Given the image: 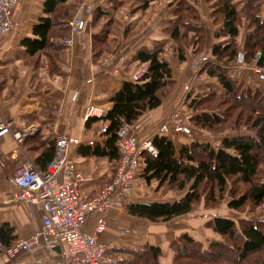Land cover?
Wrapping results in <instances>:
<instances>
[{
	"label": "crops",
	"instance_id": "0c3cea01",
	"mask_svg": "<svg viewBox=\"0 0 264 264\" xmlns=\"http://www.w3.org/2000/svg\"><path fill=\"white\" fill-rule=\"evenodd\" d=\"M44 1L21 0L19 9L14 13L18 28L8 33L0 45V122L13 121L21 129L29 125L38 127L37 135H32L27 142L33 158H37L41 149L55 143L57 136L62 133L77 137L85 143L101 142L99 132H87L85 129L87 108L91 105L99 107L101 113L98 116L105 115L112 108L111 98L122 83L131 81L132 76L145 65L148 67L147 63L133 59L141 48L164 47L162 56L170 63L175 81L174 88L163 104L145 112L136 122L142 125L139 132L142 136H156L159 124L172 111L189 109L183 102L194 88L217 81L214 77L196 73L191 63L198 55L207 62H216L212 54L213 45L228 39V35L218 34L221 25L214 21L218 0L191 1L199 11L200 20L189 21L203 28L204 46L203 51L195 55L193 45H184L183 60L180 59L178 43L170 34L171 25L177 19L179 0H68L65 5L72 13L70 19L77 12L84 19L80 32L71 34L67 27L65 37L53 36L51 39L60 48L30 54L21 40L35 37L33 27L43 15ZM246 1L232 0L240 11L244 10ZM262 2L261 15L264 17V0ZM98 8L110 12L111 17H102ZM106 29L109 30L107 36L104 35ZM251 32L248 22L243 18L237 37L243 60L246 37ZM70 36L74 38V43L63 44L62 40ZM193 36L194 33L189 31V38ZM105 37H108L111 44L110 49L97 55L95 45H99ZM82 42L87 43L86 48L81 46ZM245 76L246 71L239 81L246 83V87L264 92V76L247 82ZM207 79L211 80L209 84ZM172 140L179 152L182 145L195 138L190 134L185 136L175 133ZM93 145L83 143L73 149L76 170L86 179L80 189L89 195L96 194L112 178L116 164L108 156L82 153L83 146ZM15 147L11 135L0 137V222L14 227L18 238H29L42 226V209L38 204L12 200L17 190L12 181V170L19 162L18 156L13 154ZM144 182L142 178L138 179L129 202L173 200L165 198L171 192L167 188L158 189L157 181L154 180L150 182L154 193L147 194V190L143 189ZM166 190L168 193L162 192ZM186 215L169 222L154 223L131 215L125 207L122 210L112 209L106 213L90 215L85 230L93 233L97 225L104 221L106 229L101 238L118 244L120 248L116 252L125 257L124 262H134L136 254H139V250H134L135 247L144 250L145 246H159L164 252L165 248L170 250L172 241L184 232L191 233L199 241H206L210 233L205 230L202 232L204 235H198L194 232L195 228L186 221L172 227L175 220ZM65 254L61 247L40 248L6 258L3 250L0 264H55Z\"/></svg>",
	"mask_w": 264,
	"mask_h": 264
},
{
	"label": "trees",
	"instance_id": "16d2710c",
	"mask_svg": "<svg viewBox=\"0 0 264 264\" xmlns=\"http://www.w3.org/2000/svg\"><path fill=\"white\" fill-rule=\"evenodd\" d=\"M67 1H44L43 15L33 27L35 37L21 40L30 54L60 48L51 39L53 36L67 35V23L72 16L65 5ZM191 1L179 0L177 19L170 28L171 38L178 43L181 60L185 55L184 45H193L195 55L202 52L204 46L203 28L194 23L200 20L199 11ZM262 5V0H247L244 10L240 11L232 0H218L214 21L221 25L218 34L228 35V39L213 45L212 54L216 62H207L200 70L201 74L214 77L217 82L209 84L195 96H186L183 102L194 111L189 118L193 125L208 131H214L218 126L244 125L251 132L224 136L217 145L194 140L182 145L179 152L172 140L175 133L154 136L157 155L144 154L140 178L148 183L157 181L158 189L166 187L184 194L168 201L129 202L126 210L131 215L152 222H169L192 212L207 191L210 198L221 197L229 191L231 200L228 205L235 210L242 209L248 203L264 204V92L251 87H246L247 91H244L240 81L224 73V66L235 63L240 55L237 37L243 18L252 30L246 37L244 61L251 63L257 52L261 51L258 64L264 66ZM98 13L102 17H111L110 12L102 8H98ZM108 31L106 29L104 35L107 36ZM189 31L194 33L192 38H189ZM110 46L108 37H105L99 45H95V51L100 55L109 51ZM163 52L164 47H144L135 54L134 60L148 64L146 74L138 81H124L111 98L112 108L105 115L86 120L87 132L97 133L103 127H106V132L101 134V142L82 147L84 155L108 156L117 162V130L121 122L135 124L145 112L158 108L167 99L175 81L170 63L162 56ZM31 137L27 138L25 144L27 154L34 164L45 170L54 156L56 142L41 149L37 158H33L27 147ZM240 185L245 189L240 191ZM207 226L223 241H199L189 232L181 233L173 242L177 251L175 264L179 258L191 259L194 256L205 264H264V220H236L219 215L209 219ZM17 239L15 228L9 223L0 222L2 245L9 247ZM2 251L0 248V254ZM143 251L136 254L134 262L121 264L160 263L162 251L159 246H145Z\"/></svg>",
	"mask_w": 264,
	"mask_h": 264
},
{
	"label": "built area",
	"instance_id": "2783aa9c",
	"mask_svg": "<svg viewBox=\"0 0 264 264\" xmlns=\"http://www.w3.org/2000/svg\"><path fill=\"white\" fill-rule=\"evenodd\" d=\"M21 0H0V45L5 36L17 30L18 23L14 13L19 9ZM71 34L80 32L84 19L77 12L67 23ZM65 45H72L74 38L66 37L62 40ZM83 48L87 47L82 42ZM261 52H258L252 63L244 60L236 61L228 67L226 74L232 79L245 76L251 81L258 76H264V67L258 64ZM207 63L200 55L191 63L192 69L198 73ZM114 72H117L114 69ZM147 72V66L132 76V81L140 80ZM100 108L91 105L87 108L85 119L100 115ZM142 125L130 124L122 121L117 130L116 147L119 158L115 164L112 178L94 195L81 191L80 185L86 180L77 172L73 149L84 144L93 145V141L83 140L69 134H59L56 138L55 153L46 169L34 164L26 151V140L38 131L36 125L17 128L13 121L0 122V137L11 135L19 162L13 166L12 181L17 190L12 200L31 204H38L42 209V226L29 238H18L11 246L4 247L0 241V248L4 250L6 258L23 254L34 249H55L61 247L66 254L55 264H121L126 259L116 252L120 247L115 241L103 240L102 233L106 224L102 221L95 232L85 230L87 218L94 213H106L112 209H124L134 194L142 167L144 154L157 155V149L151 136L140 135ZM188 128L181 110H174L163 120L156 135L187 134ZM106 132L101 128L99 134ZM134 250H139L135 247Z\"/></svg>",
	"mask_w": 264,
	"mask_h": 264
},
{
	"label": "rangeland",
	"instance_id": "374dc122",
	"mask_svg": "<svg viewBox=\"0 0 264 264\" xmlns=\"http://www.w3.org/2000/svg\"><path fill=\"white\" fill-rule=\"evenodd\" d=\"M258 52H261V51H258ZM261 56H262V52H261ZM202 60H204L205 62L207 61V60H205V58H202ZM231 65L230 64L225 65V66L222 65L225 67V72H224L225 74H226V70ZM198 73H200V71ZM249 73H250V70H247L246 76ZM226 76H227V74H226ZM258 78H260V76H258L255 79H258ZM244 80L246 81L245 78H244ZM206 81L208 82V84H209V82H211L210 79H207ZM241 83L244 85L243 90L247 91L246 86H248V85L244 82H241ZM210 84H213V83H210ZM206 85L207 84L199 85L198 87L194 88L193 91H191L190 94H188V95L195 96L197 93H199V91L207 88ZM182 114L185 118L186 125H187V128L189 130L187 132L188 135L190 134L191 136H193V138H195V140L209 141V142H212L214 145L219 144V142L222 140V138L224 136L235 135L238 133H250L251 132L244 125H236V126H232V127H230V126L219 127L218 126L216 128V130L208 131V130L203 129L197 125H193V123L191 124V121L189 118L191 115L194 114V111L192 109L189 108L187 110H184V111H182ZM187 134H184V135L187 136ZM154 182H156V181L154 180ZM240 187H241L240 191L245 189V187L242 185H240ZM151 188H153V187H151L150 183H148L146 181L143 183V189L145 191L147 190V194H151V193L153 194L154 193ZM164 188H166V187H164ZM167 190L162 191V192L168 193ZM170 192L171 193L169 195H167L168 197H165V198L174 199V198L181 197L184 194V192H174V191H170ZM230 200H231V194L229 191H226L221 197L220 196L218 197V195H217L216 197H212V198L209 197L208 191H207L206 193H204L202 201L196 205L195 209L192 212H190V214L188 213V215L175 220L172 227L175 224H176V226H180L183 221H186L191 226H193V228H195L194 232L198 235H199V233L204 235L202 232L205 230L208 231L210 234L207 235V240H206L207 242H209V241H223V238L219 234H217L212 228L209 229V227L207 226L209 219H212V218L219 216V215H223V216L234 218L236 220H238L240 218H250L254 221L264 220V204L263 205H256V204L248 203L242 209L235 210V209H232L229 207L228 204H229ZM154 223H163V222H154ZM198 235H196V236H198ZM175 239L172 241V244H170V250L168 248H165V250L163 252V250L161 249L162 254L159 258V260H160L159 264H161V258L163 256H164L162 259L163 264H168V263L169 264H175L174 259H175V256L177 254V251L175 250V248L173 246V242L175 241ZM197 240H199V239H197ZM183 244H186V243H183ZM186 245L190 246L188 244H186ZM206 245H207V243L204 244V246H206ZM141 252H144V251L140 248L138 253H141ZM179 259L180 260L177 262V264H205V263L201 262L199 260V258H196L195 256L192 257L191 259H181V258H179Z\"/></svg>",
	"mask_w": 264,
	"mask_h": 264
},
{
	"label": "water",
	"instance_id": "95a60500",
	"mask_svg": "<svg viewBox=\"0 0 264 264\" xmlns=\"http://www.w3.org/2000/svg\"><path fill=\"white\" fill-rule=\"evenodd\" d=\"M243 60V55L240 54L239 57H238V61L241 62Z\"/></svg>",
	"mask_w": 264,
	"mask_h": 264
}]
</instances>
